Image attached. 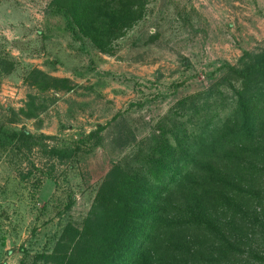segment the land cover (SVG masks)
Here are the masks:
<instances>
[{"label": "rangeland", "instance_id": "obj_1", "mask_svg": "<svg viewBox=\"0 0 264 264\" xmlns=\"http://www.w3.org/2000/svg\"><path fill=\"white\" fill-rule=\"evenodd\" d=\"M82 16L78 28L55 0H0V264L106 250L111 169L135 180L161 136L220 123L230 107L213 85L237 87L228 67L264 52V0H105Z\"/></svg>", "mask_w": 264, "mask_h": 264}, {"label": "trees", "instance_id": "obj_2", "mask_svg": "<svg viewBox=\"0 0 264 264\" xmlns=\"http://www.w3.org/2000/svg\"><path fill=\"white\" fill-rule=\"evenodd\" d=\"M104 1L55 0V12L81 28L82 13ZM228 73L237 87L213 85V100L230 107L220 123L205 121L197 138L174 134V145L161 136L135 180L111 169L98 196L118 219L107 249H82L78 264H264V52Z\"/></svg>", "mask_w": 264, "mask_h": 264}]
</instances>
